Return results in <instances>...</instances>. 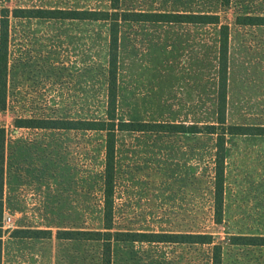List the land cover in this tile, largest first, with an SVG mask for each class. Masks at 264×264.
I'll list each match as a JSON object with an SVG mask.
<instances>
[{
  "label": "rangeland",
  "instance_id": "rangeland-1",
  "mask_svg": "<svg viewBox=\"0 0 264 264\" xmlns=\"http://www.w3.org/2000/svg\"><path fill=\"white\" fill-rule=\"evenodd\" d=\"M0 7L108 10L109 0H0ZM121 11L216 13L229 27L226 123L264 127V0H120ZM218 26L124 22L119 26L116 117L201 128L215 121ZM108 24L10 18L0 264H100L98 242L56 232L102 228L104 136L96 131L16 128V119L103 120ZM215 138L119 132L114 231L210 234L222 264H264V136H227L223 218L213 222ZM10 218L8 224L4 219ZM18 230L50 231L18 238ZM211 246L119 242L111 264H210Z\"/></svg>",
  "mask_w": 264,
  "mask_h": 264
},
{
  "label": "trees",
  "instance_id": "trees-1",
  "mask_svg": "<svg viewBox=\"0 0 264 264\" xmlns=\"http://www.w3.org/2000/svg\"><path fill=\"white\" fill-rule=\"evenodd\" d=\"M222 7L230 0H218ZM10 18L47 19L67 21L105 22L108 24L107 49V103L103 120H60V119H16L15 127L24 129H47L68 131H96L104 136V155L102 167V228L97 231L56 232L58 240L93 241L100 244V264H111V251L114 243H155L211 246L210 264H222V248L215 244L210 234L190 233H137L114 231L113 195L115 173V140L119 132L132 133H180L207 134L215 138L213 168V222L220 224L223 218V184L225 169V143L227 136H264V127L232 126L226 123V83L228 62L229 27L220 22L216 13H147L121 11L120 0H109L108 10H70V9H23L0 7V112L6 109V75L8 58V39ZM243 26H264V16H243L238 19ZM124 22H151L198 24L218 26L217 94L215 121L198 128L196 125L170 123L123 122L116 117L117 108V66L119 26ZM5 131L0 128V239L3 215L2 183ZM18 238H44L50 231L18 230ZM1 244V240H0ZM231 245L264 247V237H231ZM1 261V245H0Z\"/></svg>",
  "mask_w": 264,
  "mask_h": 264
},
{
  "label": "built area",
  "instance_id": "built-area-1",
  "mask_svg": "<svg viewBox=\"0 0 264 264\" xmlns=\"http://www.w3.org/2000/svg\"><path fill=\"white\" fill-rule=\"evenodd\" d=\"M10 222V218L9 217H7V219H4V221H3V224H8Z\"/></svg>",
  "mask_w": 264,
  "mask_h": 264
}]
</instances>
